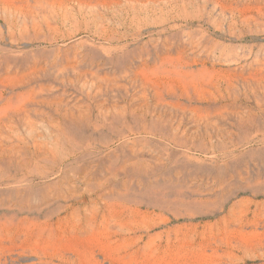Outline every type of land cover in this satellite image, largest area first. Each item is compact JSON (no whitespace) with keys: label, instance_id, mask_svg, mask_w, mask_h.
Wrapping results in <instances>:
<instances>
[{"label":"rangeland","instance_id":"obj_1","mask_svg":"<svg viewBox=\"0 0 264 264\" xmlns=\"http://www.w3.org/2000/svg\"><path fill=\"white\" fill-rule=\"evenodd\" d=\"M0 264H264V0H0Z\"/></svg>","mask_w":264,"mask_h":264}]
</instances>
